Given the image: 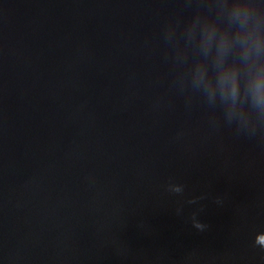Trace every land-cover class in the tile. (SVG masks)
Here are the masks:
<instances>
[{
  "label": "water",
  "instance_id": "water-1",
  "mask_svg": "<svg viewBox=\"0 0 264 264\" xmlns=\"http://www.w3.org/2000/svg\"><path fill=\"white\" fill-rule=\"evenodd\" d=\"M194 9L0 0V264H264V130L171 88Z\"/></svg>",
  "mask_w": 264,
  "mask_h": 264
},
{
  "label": "clouds",
  "instance_id": "clouds-1",
  "mask_svg": "<svg viewBox=\"0 0 264 264\" xmlns=\"http://www.w3.org/2000/svg\"><path fill=\"white\" fill-rule=\"evenodd\" d=\"M183 4L195 5L194 14L187 19L178 14L163 26L165 58L174 70L171 88L186 94L189 105L195 99L207 104L213 124L223 120L238 132L252 134L264 130V0H183ZM168 191L183 195L184 186L170 183ZM181 211L177 209V214ZM192 222L199 231L208 227L196 214ZM254 247L264 251V231L255 235Z\"/></svg>",
  "mask_w": 264,
  "mask_h": 264
}]
</instances>
